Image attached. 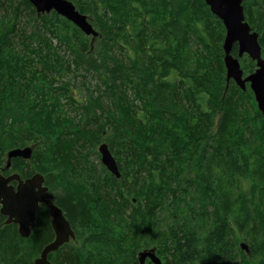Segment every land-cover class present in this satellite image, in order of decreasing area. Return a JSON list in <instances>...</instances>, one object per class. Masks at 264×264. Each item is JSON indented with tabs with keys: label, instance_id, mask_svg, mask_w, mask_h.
Wrapping results in <instances>:
<instances>
[{
	"label": "trees",
	"instance_id": "1",
	"mask_svg": "<svg viewBox=\"0 0 264 264\" xmlns=\"http://www.w3.org/2000/svg\"><path fill=\"white\" fill-rule=\"evenodd\" d=\"M13 1L0 0L15 10L0 27V171L10 149L34 145L10 172H41L76 232L52 264H141L153 247L163 264H264V117L249 83L227 81L226 28L205 0H71L94 16L98 50L55 11ZM243 3L264 57V0ZM22 5L42 29H18ZM240 62L245 75L256 70L247 54ZM76 70L94 71L104 89L78 100L68 93ZM102 141L120 178L89 158L100 159ZM51 219L42 205L25 238L0 213L1 264H34L55 237Z\"/></svg>",
	"mask_w": 264,
	"mask_h": 264
},
{
	"label": "water",
	"instance_id": "2",
	"mask_svg": "<svg viewBox=\"0 0 264 264\" xmlns=\"http://www.w3.org/2000/svg\"><path fill=\"white\" fill-rule=\"evenodd\" d=\"M35 7L37 13L50 14L55 11L59 15L72 21L86 35L92 37V41L100 36L97 30L85 13H82L71 0H29ZM212 13L218 16L224 23L226 35L223 42L224 64L226 67L227 81L233 79L237 85L247 90L248 83L254 92L258 108L264 117V57L262 46L259 40V33L253 30L246 20L244 0H205ZM238 46V57L233 54L235 45ZM247 54L256 61V70L245 75L241 66L240 57ZM34 145L15 147L7 152V163L9 168L14 158L20 157L25 160L32 158ZM101 161L106 168L116 177H121V171L117 159L112 153L107 142L99 145ZM12 180L18 181L17 190L9 183ZM45 176L37 172L32 177L23 180L19 173L5 176L0 173V211L7 216L6 224L16 223L22 237H29L36 224L37 211L41 203H45L52 216V227L55 232L54 239L49 242L41 251L34 264H52L49 255L58 251L64 244L76 239V232L70 221L64 214L63 209L51 198L46 197L49 187L45 185ZM241 247L250 252L249 244L241 242ZM139 261L145 264L149 259L154 264H163L162 259L156 253V249L149 248L139 252Z\"/></svg>",
	"mask_w": 264,
	"mask_h": 264
},
{
	"label": "rangeland",
	"instance_id": "3",
	"mask_svg": "<svg viewBox=\"0 0 264 264\" xmlns=\"http://www.w3.org/2000/svg\"><path fill=\"white\" fill-rule=\"evenodd\" d=\"M21 1L22 0H15L13 2H14V5H18L19 3H21ZM21 7H22V9H21L20 13L18 14V20H17L18 27H19L18 29L25 31V33H27V34H31V33H34L38 29H42L41 20L35 21V18L32 17L30 10L25 8L23 5ZM87 15L91 18L92 22L94 23V16L90 13H87ZM14 18H15V10L12 9L9 4L2 5L0 7V27L3 25L2 22H6L7 23L6 25H12ZM95 28L97 30H99L98 27H95ZM41 31H43V30H41ZM47 36H49L48 32H47ZM52 41H53V45L55 47H57L59 54L61 56H63L64 58L72 59V57H73L72 52H70V50L68 49L66 44L61 45L60 42L54 38ZM94 41H95L94 47L97 50L100 49L101 43H100L99 39H97V40L95 39ZM15 43L18 44L19 49H23V43L21 42L20 37L15 38ZM191 45H192L193 51L196 50L200 46V44L197 41L191 42ZM244 56H242V57H244ZM242 57H240V58L242 59ZM75 67L76 66L74 65L73 68L76 69ZM68 80H69V87H70V90L68 93H70L72 95L74 94L78 100L86 99L87 95L92 90L93 91H95V90L99 91L96 88L97 86H100V91L104 89V84L100 82L98 75L94 71L88 72L85 70H76L74 72H71V74L68 77ZM64 81H65V79H61V82H64ZM59 85L60 84H57L56 87H58ZM96 91H95V93H96ZM60 93L62 94L64 92L60 91ZM61 96L63 97L64 95H61ZM66 100L67 99L65 97H63L62 105L64 104L63 105L64 110L68 113L70 112L71 114H73L75 111L72 110V107L69 106L70 104H68V101H66ZM139 103L140 102L138 101V105H139ZM102 142H105V141H102ZM102 142H100L99 145ZM99 145L97 147V150H99ZM91 150L92 149H90V151ZM89 158L92 162L98 163V160L101 161V154H100V159L98 158L96 152L91 153V156ZM35 173H37V172H35ZM242 187H244L245 190L248 191L249 190V183L243 182ZM236 234H237V237L240 239V243L246 241L245 237L239 232V230L236 231ZM74 241H75V239L71 240L69 243L74 242ZM260 260L261 259H259L257 261H260ZM0 264H1V262H0Z\"/></svg>",
	"mask_w": 264,
	"mask_h": 264
},
{
	"label": "flooded vegetation",
	"instance_id": "4",
	"mask_svg": "<svg viewBox=\"0 0 264 264\" xmlns=\"http://www.w3.org/2000/svg\"><path fill=\"white\" fill-rule=\"evenodd\" d=\"M53 12V11H52ZM51 12V13H52ZM39 15V14H38ZM42 15V14H41ZM90 18V17H89ZM91 19V18H90ZM6 163H7V160H6ZM5 163V164H6ZM12 168V164H11V166L9 167V168H2L1 169V171H0V173H2L3 175H5V176H9V175H11V174H13V173H17V172H14V171H11L10 172V169ZM20 174V173H19ZM34 175V173L31 175V176H22L21 174H20V176L22 177V179L23 180H26V179H28V178H30V177H32ZM10 185H13L14 186V188H15V190H17V187H18V181L17 180H12L10 183H9ZM45 185H48L47 183H46V178H45V183H44ZM48 187H49V190H50V186L48 185ZM49 190H48V192H46V197L47 198H51L49 195H48V193H49ZM52 199V198H51ZM53 200V199H52ZM54 201V200H53ZM42 205H46L45 203H41V205H40V207L42 206ZM59 206V205H58ZM0 208H1V204H0ZM40 209V208H39ZM0 213H1V211H0ZM2 214V213H1ZM49 214H50V212H49ZM65 214V213H64ZM3 215V214H2ZM5 216V215H4ZM51 216V215H50ZM51 218H52V216H51ZM7 219V216H5V220ZM51 221H52V219H51ZM4 223H5V221H4ZM6 224V223H5ZM14 224H16V223H14ZM51 224H52V222H51ZM17 225V227L19 228V226H18V224H16ZM1 227V226H0Z\"/></svg>",
	"mask_w": 264,
	"mask_h": 264
}]
</instances>
